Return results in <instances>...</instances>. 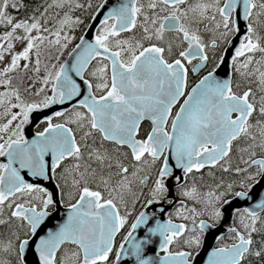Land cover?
Returning <instances> with one entry per match:
<instances>
[{"label":"snow or ice","instance_id":"snow-or-ice-1","mask_svg":"<svg viewBox=\"0 0 264 264\" xmlns=\"http://www.w3.org/2000/svg\"><path fill=\"white\" fill-rule=\"evenodd\" d=\"M0 264H264V0H0Z\"/></svg>","mask_w":264,"mask_h":264},{"label":"water","instance_id":"water-1","mask_svg":"<svg viewBox=\"0 0 264 264\" xmlns=\"http://www.w3.org/2000/svg\"><path fill=\"white\" fill-rule=\"evenodd\" d=\"M241 27L243 28V24L241 25ZM221 75H223V71L221 72ZM57 107H59V106H57ZM32 131H33V129H32V128H29V130H28L29 134H31ZM256 191H259V189H256ZM243 203H244V202H238V204H237L236 206H242ZM226 224H227V221L225 222V226H226ZM223 227H224V226L221 227L220 231H223ZM217 234H219V233H217ZM212 245H214V240H213V238L210 236V237L208 238V247H209V250H210V247H211ZM31 259H32V258L29 257V260H30V261H31Z\"/></svg>","mask_w":264,"mask_h":264},{"label":"trees","instance_id":"trees-1","mask_svg":"<svg viewBox=\"0 0 264 264\" xmlns=\"http://www.w3.org/2000/svg\"><path fill=\"white\" fill-rule=\"evenodd\" d=\"M43 2V0H26V3L29 4L31 7H35L39 4H41ZM13 14H16L15 12H13ZM207 170H205L206 173ZM207 179V176H206Z\"/></svg>","mask_w":264,"mask_h":264}]
</instances>
